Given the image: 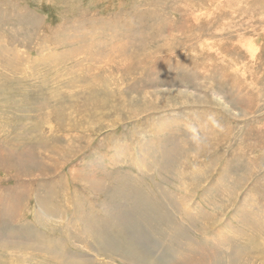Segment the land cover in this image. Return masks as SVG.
Wrapping results in <instances>:
<instances>
[{
	"label": "rangeland",
	"instance_id": "374dc122",
	"mask_svg": "<svg viewBox=\"0 0 264 264\" xmlns=\"http://www.w3.org/2000/svg\"><path fill=\"white\" fill-rule=\"evenodd\" d=\"M0 264H264V0H0Z\"/></svg>",
	"mask_w": 264,
	"mask_h": 264
},
{
	"label": "bare ground",
	"instance_id": "6f19581e",
	"mask_svg": "<svg viewBox=\"0 0 264 264\" xmlns=\"http://www.w3.org/2000/svg\"><path fill=\"white\" fill-rule=\"evenodd\" d=\"M248 47V46H247Z\"/></svg>",
	"mask_w": 264,
	"mask_h": 264
}]
</instances>
